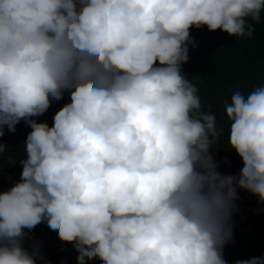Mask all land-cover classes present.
I'll list each match as a JSON object with an SVG mask.
<instances>
[{
  "label": "clouds",
  "instance_id": "clouds-1",
  "mask_svg": "<svg viewBox=\"0 0 264 264\" xmlns=\"http://www.w3.org/2000/svg\"><path fill=\"white\" fill-rule=\"evenodd\" d=\"M262 11L264 0H0V138L31 129L19 181L0 191V264L43 260L24 247L42 223L77 264H227L238 191L264 204V85L224 103L242 168L222 174L224 128L182 66L190 29L253 38ZM65 93L51 127L33 119Z\"/></svg>",
  "mask_w": 264,
  "mask_h": 264
},
{
  "label": "trees",
  "instance_id": "trees-1",
  "mask_svg": "<svg viewBox=\"0 0 264 264\" xmlns=\"http://www.w3.org/2000/svg\"><path fill=\"white\" fill-rule=\"evenodd\" d=\"M190 36L195 47L189 48V61L182 66L183 72L198 89L202 111L214 114L217 126L224 128V135L214 145V159L220 165L219 171L238 175L242 161L234 151H227L228 124L224 103H230L231 95L237 89L247 95L255 87L264 85V11L261 22L254 25L253 38H236L221 30L209 32L206 26L190 29ZM69 102V94L65 93L64 99L52 102L43 116L33 119L51 127L55 113ZM16 128L15 133L5 128V135L0 138L7 146L0 155V191H7L19 181L22 172L19 160L26 158L23 145L31 129L23 121ZM238 196V210L232 218L234 242L224 248L227 264L264 257V204L242 190L238 191ZM29 237L24 247L31 249L34 243L39 244L44 257L43 260L38 258L37 264H77L78 254L73 247L56 239V233L46 223L38 225ZM87 264H101V261L94 259Z\"/></svg>",
  "mask_w": 264,
  "mask_h": 264
}]
</instances>
